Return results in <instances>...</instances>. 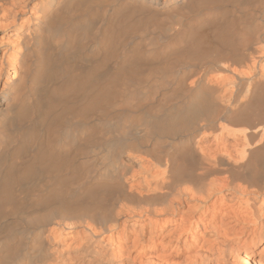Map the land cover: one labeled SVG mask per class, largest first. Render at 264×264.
I'll use <instances>...</instances> for the list:
<instances>
[{"label":"bare ground","instance_id":"1","mask_svg":"<svg viewBox=\"0 0 264 264\" xmlns=\"http://www.w3.org/2000/svg\"><path fill=\"white\" fill-rule=\"evenodd\" d=\"M0 264H264V0H0Z\"/></svg>","mask_w":264,"mask_h":264}]
</instances>
